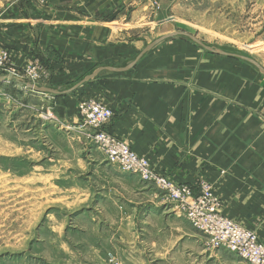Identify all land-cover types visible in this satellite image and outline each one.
I'll list each match as a JSON object with an SVG mask.
<instances>
[{"label": "crops", "instance_id": "1", "mask_svg": "<svg viewBox=\"0 0 264 264\" xmlns=\"http://www.w3.org/2000/svg\"><path fill=\"white\" fill-rule=\"evenodd\" d=\"M4 1L0 46L10 51L12 70L22 73L40 60L48 66V81L60 85L98 67L130 63L145 47L133 29L159 25L172 0ZM203 50L192 41L163 39L127 70L102 69L78 87L79 98L109 107L108 128L146 157L154 172L193 191L206 179L221 212L264 243V83L244 63ZM76 99L56 104L74 116ZM106 170L134 220L165 224V195L134 175ZM175 219L183 223L175 227L181 239L197 236L187 221Z\"/></svg>", "mask_w": 264, "mask_h": 264}, {"label": "rangeland", "instance_id": "2", "mask_svg": "<svg viewBox=\"0 0 264 264\" xmlns=\"http://www.w3.org/2000/svg\"><path fill=\"white\" fill-rule=\"evenodd\" d=\"M0 2L4 7L5 1ZM166 8L167 18L159 25L133 29L141 45L186 32L207 46L248 56L264 68V0H172ZM174 39L192 41L179 34L167 38ZM229 58L244 63L264 83L254 65ZM10 61L0 68V75L13 73ZM30 65L49 72L40 60ZM39 73L33 80L24 69L0 83V264H250L213 244L166 199L170 217L165 224L158 218L134 220L133 210L121 206L119 186L112 184L117 180L106 169L144 179L111 164L92 141L94 128L78 105L81 100H97L79 98L78 87L58 95L25 88L23 82L64 91L78 81L53 85L50 73ZM64 97L77 98L74 116L56 104ZM109 121L100 128L111 132ZM201 180L207 181L199 179L194 191ZM220 207L221 201L218 211L225 216ZM175 218L187 221L197 236L181 239L175 227L183 223Z\"/></svg>", "mask_w": 264, "mask_h": 264}, {"label": "built area", "instance_id": "3", "mask_svg": "<svg viewBox=\"0 0 264 264\" xmlns=\"http://www.w3.org/2000/svg\"><path fill=\"white\" fill-rule=\"evenodd\" d=\"M38 1L42 3L45 0ZM153 6L158 9L157 2L154 1ZM9 61L10 52L0 46V68L5 67ZM39 71L48 77V71L35 65L26 67L25 75L36 80L40 77ZM12 72L14 73V70ZM78 109L85 121L94 128L90 133L92 141L99 146L111 164L121 171L135 173L140 178L156 184L165 192L167 200L173 203L178 215L207 234L213 244L234 251L250 264H264V245L252 231L219 213L220 199L207 181L201 180L197 190L193 191L186 184L176 183L164 175L157 174L150 167L146 157L138 155L112 132L100 128L112 117L113 112L109 107L95 100H81Z\"/></svg>", "mask_w": 264, "mask_h": 264}, {"label": "water", "instance_id": "4", "mask_svg": "<svg viewBox=\"0 0 264 264\" xmlns=\"http://www.w3.org/2000/svg\"><path fill=\"white\" fill-rule=\"evenodd\" d=\"M175 34H179V35H183L188 37L190 40H192L193 42L197 43V45L201 46L202 48L212 52V53H216V54H221V55H226V56H230V57H236L239 59H242L252 65H254L258 71L264 76V68L254 59L242 55V54H237V53H230V52H226L223 51L221 49H217L211 46H207L205 45L200 39L194 37L191 34H188L186 32H175V33H171V34H165L162 35L156 39H154L153 41H151L150 43H147L145 45V47L136 55L135 59H133L130 63H128L127 65H125L124 67H120V68H114V67H98L96 69H94L91 73L85 75L80 81H78L75 85H73L71 88L64 90V91H59L57 89L51 88V87H45V86H39L33 83H29V82H23V84L25 85V88L31 90V91H35V92H41V93H50V94H54V95H58V94H65L68 93L70 91H73L74 89H76L77 87L83 85L84 83L90 81L91 79H93L102 69L107 68L110 70H127L129 68H131L136 61L148 50H150L152 47H154L158 42L162 41L163 39H166L168 37H171ZM12 78L11 74L9 75H0V83L8 80Z\"/></svg>", "mask_w": 264, "mask_h": 264}]
</instances>
